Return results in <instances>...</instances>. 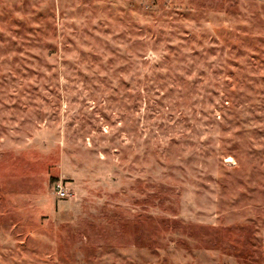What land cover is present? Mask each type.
I'll return each mask as SVG.
<instances>
[{"label":"rangeland","instance_id":"1","mask_svg":"<svg viewBox=\"0 0 264 264\" xmlns=\"http://www.w3.org/2000/svg\"><path fill=\"white\" fill-rule=\"evenodd\" d=\"M0 264H264V0H0Z\"/></svg>","mask_w":264,"mask_h":264},{"label":"built area","instance_id":"2","mask_svg":"<svg viewBox=\"0 0 264 264\" xmlns=\"http://www.w3.org/2000/svg\"><path fill=\"white\" fill-rule=\"evenodd\" d=\"M55 188L59 197L65 198L69 195L68 188L62 182L58 183Z\"/></svg>","mask_w":264,"mask_h":264}]
</instances>
